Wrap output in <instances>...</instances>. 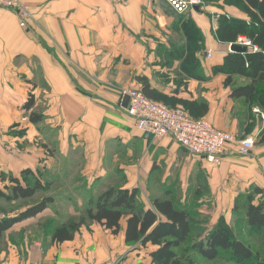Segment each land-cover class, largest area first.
Returning <instances> with one entry per match:
<instances>
[{
    "label": "crops",
    "instance_id": "obj_1",
    "mask_svg": "<svg viewBox=\"0 0 264 264\" xmlns=\"http://www.w3.org/2000/svg\"><path fill=\"white\" fill-rule=\"evenodd\" d=\"M20 1L31 14L26 28L19 27L13 10L0 8L1 190L9 184L8 176L24 184L21 173L29 169L28 178L42 184L81 183L98 194L108 187L136 189L145 207L156 198L187 207L193 201L183 200L200 195L196 203H227V221L232 218L228 204L242 192L257 187L261 193L254 201L264 200V106L231 98L225 75L213 73L230 52L229 44L217 41L213 33L217 18L248 20L242 11L219 0L188 13L204 36L196 56L207 80H188L175 93L178 61L163 66L158 50L167 44L162 31L172 21L161 0H153L151 8L147 0ZM142 76L159 93L206 102L204 118L238 140L254 137V148L240 155L236 146L227 147L215 165L169 136L146 138L121 106L122 90H140ZM30 96L33 105L26 109ZM31 112L42 118L31 122ZM26 202H9L17 208L7 216L18 215L34 201ZM60 202L66 205L55 210ZM87 203L53 201L41 213L13 223L0 234V264H98L114 258L119 264H154L156 245L125 242L127 217L119 221L117 234L86 221L71 240L52 242V226L84 216ZM208 216L210 224L217 223L219 215ZM35 230L43 232L36 240Z\"/></svg>",
    "mask_w": 264,
    "mask_h": 264
},
{
    "label": "trees",
    "instance_id": "obj_2",
    "mask_svg": "<svg viewBox=\"0 0 264 264\" xmlns=\"http://www.w3.org/2000/svg\"><path fill=\"white\" fill-rule=\"evenodd\" d=\"M205 5L216 4L219 0H202ZM223 4L231 5L242 11L248 20L231 16L219 15L214 35L217 41L224 44L235 43L239 36L247 37L257 47V51L228 52L222 64L213 68V73L225 75L224 85L230 89V97L242 98L249 105L264 106V0H221ZM161 0L163 12L172 17L169 26L174 38L167 36V44L159 47L165 66H172L178 61L179 78L176 85L186 87L188 80L206 81L202 66L196 54L203 50L204 36L190 14H178ZM140 91L149 99L162 102L169 108L182 107L193 118H203L208 110L206 102L184 101L174 95H165L152 88L145 76L138 77ZM180 88V87H179ZM178 88L175 89L177 93ZM33 105L29 97L26 109ZM42 116L31 112L29 119L37 123ZM26 169L20 179L8 176L9 184L0 189V199L11 202L30 200L34 196L46 192L45 185L31 175ZM1 179H5L2 175ZM136 189H121L108 187L95 197H90L84 210V216L78 219L69 218L52 226L50 239L61 243L71 240L86 221L97 223L112 234L120 229L119 221L127 217L125 242L145 246L156 245L158 248L151 253L154 264H193L195 260L191 253L198 255L204 261H214L224 255L233 264H264V255L253 251L250 246L232 237L230 231L221 224H216L207 231L203 229L196 240L191 234L198 226L193 222L192 212L184 205L170 199H152L150 207L139 202ZM261 190L255 187L245 195V215L251 231H264V201L254 203L255 195ZM54 201L50 195L42 196L32 202L22 212L14 217L0 221V234L8 230L13 223L41 213L48 204ZM51 224L48 220L46 228ZM198 233V232H197ZM191 242L188 244L187 242Z\"/></svg>",
    "mask_w": 264,
    "mask_h": 264
},
{
    "label": "built area",
    "instance_id": "obj_3",
    "mask_svg": "<svg viewBox=\"0 0 264 264\" xmlns=\"http://www.w3.org/2000/svg\"><path fill=\"white\" fill-rule=\"evenodd\" d=\"M178 14L203 11L206 5L202 0H164ZM153 0H147L146 6L152 7ZM0 8L11 9L18 19V25L26 28L31 16L29 8L20 0H0ZM236 44L247 50L257 51L245 36H239ZM207 57H210L208 54ZM129 96L125 108L127 114L135 121L136 127L146 138L160 139L171 137L189 153L204 157L207 162L219 165L227 147L236 146L240 155H247L255 146V138L246 136L238 140L232 133L217 129L206 118H193L182 107L169 108L162 102L147 98L139 89L129 88L121 92V98ZM260 114L258 109H254ZM0 214V221L7 218ZM98 264H119L114 258Z\"/></svg>",
    "mask_w": 264,
    "mask_h": 264
},
{
    "label": "rangeland",
    "instance_id": "obj_4",
    "mask_svg": "<svg viewBox=\"0 0 264 264\" xmlns=\"http://www.w3.org/2000/svg\"><path fill=\"white\" fill-rule=\"evenodd\" d=\"M169 26L166 27L165 31H162V34L166 40V43L168 41L167 36L174 38V35L172 34ZM162 45H165V44H161L160 46H162ZM163 61H164V58L161 60V64L164 66ZM172 65H173V63H172ZM174 71L175 72H174V77H173V84L175 85V88L177 89L179 87H182V86L178 87L176 85V83L174 82L176 78H179L178 65L176 66ZM71 183H72L71 185H66L64 183L59 184L56 181H51V183L50 182L44 183L45 188L47 190L46 192L40 193V194L34 196L30 200H18V201H25V203H27L26 201H36L40 197L46 196V195L52 196L54 201H88L89 196L95 197L98 194L97 192H95L94 187L87 189L86 187H84L85 186L84 184L73 183V182H71ZM74 184H77V185H74ZM72 185H74V186H72ZM74 187H79V188L76 190H73ZM96 191H99V190L96 189ZM249 191H252V190H247L245 192H242L240 195H237V197L234 199L233 203L228 204L229 205L228 208H230V206H232L230 209V211L232 213L231 214L232 218L228 219V221L226 220L227 216L225 217V215L228 214L229 211H228V209H225V211H224V208L227 207V203L223 204L220 207H219V205H216V203H214L212 201L211 202L208 201V202H204V203L203 202L196 203L195 201L199 200L200 195H198V196L192 195L189 198L183 200V201H193L191 203H188L187 208L192 212L193 222L197 223V225H198L194 229V231L192 232L190 239L196 240L198 237V234L202 233L204 228H206L209 231L216 224H221V225L225 226L230 231L232 237L241 240L242 242H244L245 244L250 246V248L253 251L258 252L260 255H264V231H260V232L251 231L248 227V224H247V219H246V215H245V195H246V193H249ZM254 197H256V196H254ZM256 199H258V201H254L255 204L264 201L262 197H257ZM0 201H4V200L0 199ZM16 205L17 204H11L9 202H7V203L2 202V204L0 205V212L5 214V216H7L8 213L11 214V212L16 210V208H17ZM64 205H66V203L60 202V203H57L56 205H54L53 208L55 210L59 209V211H61L60 209ZM51 211H53V209H51ZM209 213H215V214L219 215L218 221L216 224H210L211 219L208 216ZM208 227H210V228H208ZM14 235L17 236L16 233L12 232V237ZM42 235H43V232L41 230H35L34 234H33V236L35 238L34 240L37 239V236L42 237ZM187 243L190 244L191 242L189 241ZM190 255L195 260V263H193V264H233V263L229 262L227 260V257L224 255L219 256L214 261H204L198 255L193 254V253H191ZM184 263L187 264L186 261H184Z\"/></svg>",
    "mask_w": 264,
    "mask_h": 264
},
{
    "label": "water",
    "instance_id": "obj_5",
    "mask_svg": "<svg viewBox=\"0 0 264 264\" xmlns=\"http://www.w3.org/2000/svg\"><path fill=\"white\" fill-rule=\"evenodd\" d=\"M229 49L231 52H245L247 50L245 46H242L236 43L229 44ZM128 101H129V96L124 95L121 100V106L123 108H126L128 105Z\"/></svg>",
    "mask_w": 264,
    "mask_h": 264
}]
</instances>
